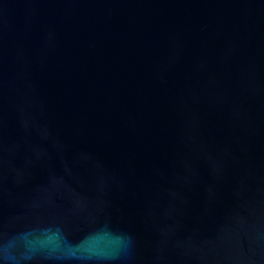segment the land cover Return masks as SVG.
Masks as SVG:
<instances>
[{
	"label": "water",
	"instance_id": "obj_1",
	"mask_svg": "<svg viewBox=\"0 0 264 264\" xmlns=\"http://www.w3.org/2000/svg\"><path fill=\"white\" fill-rule=\"evenodd\" d=\"M0 264H264V0H0Z\"/></svg>",
	"mask_w": 264,
	"mask_h": 264
}]
</instances>
